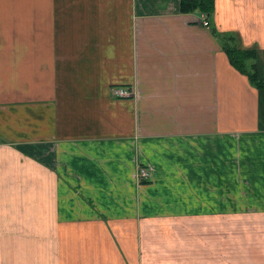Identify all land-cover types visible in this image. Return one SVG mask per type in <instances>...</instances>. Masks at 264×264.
Segmentation results:
<instances>
[{"label": "crops", "instance_id": "1", "mask_svg": "<svg viewBox=\"0 0 264 264\" xmlns=\"http://www.w3.org/2000/svg\"><path fill=\"white\" fill-rule=\"evenodd\" d=\"M209 23L181 0H0V264H264V89L211 30L264 81V0Z\"/></svg>", "mask_w": 264, "mask_h": 264}, {"label": "trees", "instance_id": "2", "mask_svg": "<svg viewBox=\"0 0 264 264\" xmlns=\"http://www.w3.org/2000/svg\"><path fill=\"white\" fill-rule=\"evenodd\" d=\"M215 1L216 0H181V12L184 14H205L208 16L209 21H212L215 12ZM211 30L215 37L222 43V47L230 60V64L238 73L247 78L251 87L257 90H263L264 81L258 78L256 65H249V62L256 58L255 52L233 47L230 44L229 37L218 33L213 25L211 26Z\"/></svg>", "mask_w": 264, "mask_h": 264}, {"label": "built area", "instance_id": "3", "mask_svg": "<svg viewBox=\"0 0 264 264\" xmlns=\"http://www.w3.org/2000/svg\"><path fill=\"white\" fill-rule=\"evenodd\" d=\"M201 24L204 27H209L210 26L209 19H208L207 15H205V14L201 15ZM113 96L116 99H130L134 95H133L132 91H126L124 89H114L113 90ZM148 177H149V171L142 170L141 178L142 179H147Z\"/></svg>", "mask_w": 264, "mask_h": 264}]
</instances>
